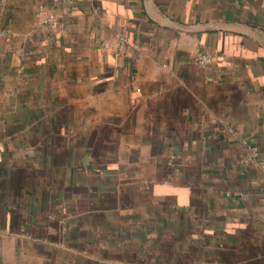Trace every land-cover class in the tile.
Segmentation results:
<instances>
[{
    "label": "crops",
    "instance_id": "1",
    "mask_svg": "<svg viewBox=\"0 0 264 264\" xmlns=\"http://www.w3.org/2000/svg\"><path fill=\"white\" fill-rule=\"evenodd\" d=\"M0 264H264V0H0Z\"/></svg>",
    "mask_w": 264,
    "mask_h": 264
},
{
    "label": "built area",
    "instance_id": "2",
    "mask_svg": "<svg viewBox=\"0 0 264 264\" xmlns=\"http://www.w3.org/2000/svg\"><path fill=\"white\" fill-rule=\"evenodd\" d=\"M120 40H123V38ZM196 60L198 65L204 68L211 62V57L208 54H200L197 56Z\"/></svg>",
    "mask_w": 264,
    "mask_h": 264
}]
</instances>
